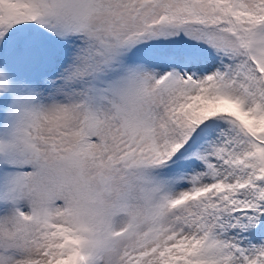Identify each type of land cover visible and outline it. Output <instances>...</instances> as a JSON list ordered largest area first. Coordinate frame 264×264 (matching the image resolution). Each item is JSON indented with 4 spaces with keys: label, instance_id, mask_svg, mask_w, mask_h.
I'll list each match as a JSON object with an SVG mask.
<instances>
[{
    "label": "snow or ice",
    "instance_id": "obj_1",
    "mask_svg": "<svg viewBox=\"0 0 264 264\" xmlns=\"http://www.w3.org/2000/svg\"><path fill=\"white\" fill-rule=\"evenodd\" d=\"M0 264H264V0H0Z\"/></svg>",
    "mask_w": 264,
    "mask_h": 264
}]
</instances>
